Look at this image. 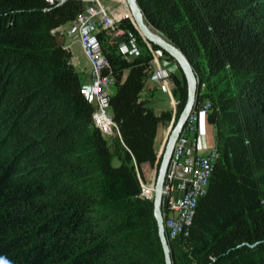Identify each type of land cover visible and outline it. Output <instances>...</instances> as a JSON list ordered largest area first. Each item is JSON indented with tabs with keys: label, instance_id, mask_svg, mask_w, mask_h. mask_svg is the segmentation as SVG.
<instances>
[{
	"label": "trees",
	"instance_id": "16d2710c",
	"mask_svg": "<svg viewBox=\"0 0 264 264\" xmlns=\"http://www.w3.org/2000/svg\"><path fill=\"white\" fill-rule=\"evenodd\" d=\"M138 3L189 59L198 103L213 104L219 158L189 237L170 241L173 262L264 264V0ZM84 9L79 0H0V264H165L139 176L145 164L159 169L158 129L174 116L142 98L151 54L128 60L112 46L120 137L109 144L57 39ZM171 79L178 119L187 84Z\"/></svg>",
	"mask_w": 264,
	"mask_h": 264
},
{
	"label": "built area",
	"instance_id": "2783aa9c",
	"mask_svg": "<svg viewBox=\"0 0 264 264\" xmlns=\"http://www.w3.org/2000/svg\"><path fill=\"white\" fill-rule=\"evenodd\" d=\"M46 1L50 4H61L67 0ZM79 1L85 4V9L68 25V33L78 42L90 66V82L82 84V92L94 107L92 116L94 126L105 138L110 134L120 137L110 103L116 78L105 53L104 44L106 36L110 37L114 42L111 44L117 49L118 54L133 60L142 54L137 41L138 31L136 28L135 31L123 28L125 16L115 15L116 11L104 4L116 0ZM144 42L148 45L153 58L150 82L163 87L168 86L172 71L161 65L162 51L155 52L146 40ZM212 109L213 104L210 100L197 103L175 145L162 191L164 226L169 242L189 237L198 204L209 190L219 152L209 137L205 145L201 146L200 123L204 118L208 121ZM139 179L142 197L152 200L151 187L146 185L140 176Z\"/></svg>",
	"mask_w": 264,
	"mask_h": 264
},
{
	"label": "water",
	"instance_id": "95a60500",
	"mask_svg": "<svg viewBox=\"0 0 264 264\" xmlns=\"http://www.w3.org/2000/svg\"><path fill=\"white\" fill-rule=\"evenodd\" d=\"M126 4L131 10L134 26L143 37V39L148 43H151L152 45L158 47L162 52L166 53L168 57L175 62L176 66L181 70L187 84L186 104L178 119L172 125L166 144L164 146L160 166L157 171L154 196L152 199L153 213L157 223L158 236L163 250L164 262L165 264H174L170 242L166 236L164 226L162 191L176 142L179 139L182 130L184 129L189 117L193 113L198 103L199 82L193 66L191 65L189 59L183 53V51L173 43H171L169 40H167L159 32L153 30L151 26L147 24L138 0H126Z\"/></svg>",
	"mask_w": 264,
	"mask_h": 264
},
{
	"label": "rangeland",
	"instance_id": "374dc122",
	"mask_svg": "<svg viewBox=\"0 0 264 264\" xmlns=\"http://www.w3.org/2000/svg\"><path fill=\"white\" fill-rule=\"evenodd\" d=\"M116 4H113L111 2H104L105 5L107 6H112L111 9H113L114 11H116V13H114L115 15H123L125 16L123 19L124 21H128L129 23H133V17L129 11V8L126 4V0H116L115 1ZM135 27V26H134ZM110 34V32H109ZM58 35H60V32H58ZM137 41L139 43V46L141 48V56H150V51L148 49V45L146 44V42H144L143 37L140 35V33H137ZM111 43H114L113 41H111V38L106 36V40H105V44H104V50L105 53L106 52H111L113 50V45ZM150 46L152 47V44L149 43ZM153 49V48H152ZM82 50V49H81ZM154 50V49H153ZM155 51V50H154ZM156 52V51H155ZM83 53V52H82ZM78 55V53H76ZM84 55V53H83ZM85 57V56H84ZM140 57V56H139ZM138 58V57H137ZM136 59V58H134ZM131 60V59H129ZM153 61V58H152ZM160 63L162 66L164 67H168L171 69L172 71V75H174L178 80L182 81V72L181 70L176 66L175 62L173 60H170V58L166 55H164L162 53V56L160 57ZM203 66L204 69L207 73V75H209L208 71L206 70V60L203 59ZM85 67V60L82 59L81 60V65L77 68V72L79 73L80 71H82ZM90 67V66H89ZM150 79V77H149ZM148 79L147 81V89H146V93L144 95V97L149 100V99H153L152 101V108L157 112L160 113L162 111L165 110H171L173 113V120L174 122L177 120L176 114H177V104L178 101L176 99V97L173 94V91L175 89V85L173 83V80L170 78L169 79V85L166 87L154 84L152 82H150V80ZM218 80L217 77H212L210 79V82L212 84H214L216 81ZM153 84L154 86L150 87V85L148 84ZM206 86V85H205ZM204 86V90L203 93L206 92V88ZM150 87V88H149ZM174 122L172 121V123L174 124ZM172 123H170L169 125H161L159 126L158 129V133H160V135H162V139L160 141H158L155 149L156 152L158 154V157L162 156L163 150H164V146L166 144L167 138L169 136L171 127H172ZM212 128L210 126H207L204 119L202 120V126H201V141L200 144L201 146L205 145V140H204V134L206 135V132L210 131L211 132ZM115 138L114 135L110 134L109 136H106V139L109 141V144H113V139ZM2 149V148H1ZM120 165V161L116 158L113 162V166L118 167ZM157 171L158 169H156L155 167H151L148 164H145L143 166V175H144V183L148 186L151 187L150 193H153L154 196V187H155V181H156V177H157Z\"/></svg>",
	"mask_w": 264,
	"mask_h": 264
},
{
	"label": "crops",
	"instance_id": "0c3cea01",
	"mask_svg": "<svg viewBox=\"0 0 264 264\" xmlns=\"http://www.w3.org/2000/svg\"><path fill=\"white\" fill-rule=\"evenodd\" d=\"M111 3L116 4V2H111ZM110 7H112V6H110ZM68 31H69L68 25L65 26V27L60 28L59 29L60 35L57 36V39H58L59 43L64 44L66 48H69L72 51V53H73L72 63H73V65H74L76 70L81 65V60L82 59L85 60V67H84V69L82 71L79 72V76H80L82 84L83 83H89L90 82V67H89V64H88L86 58L84 57V55L82 53L80 45L78 44V42L74 41L69 36ZM76 53H78V55ZM148 85H150V87L154 86L151 83L148 84ZM145 93H146V90L143 92L142 98L148 102L150 107H152V104H151L152 101L151 100H153V99L147 100L144 97ZM157 114H159V113H157ZM204 121H205L207 126H210L212 128L211 132L208 131V132H206V135L204 134L205 143H206L207 137H209L210 142L212 144H216L214 128L208 123L206 118H204ZM201 126H202V120H201V123H200V132H201ZM200 138H201V135H200ZM161 139H162V135H160V133H158L157 137H156V141H155V147H156L158 141H160Z\"/></svg>",
	"mask_w": 264,
	"mask_h": 264
},
{
	"label": "bare ground",
	"instance_id": "6f19581e",
	"mask_svg": "<svg viewBox=\"0 0 264 264\" xmlns=\"http://www.w3.org/2000/svg\"><path fill=\"white\" fill-rule=\"evenodd\" d=\"M129 8V7H128ZM129 11H130V13H131V10L129 9ZM131 15H132V13H131Z\"/></svg>",
	"mask_w": 264,
	"mask_h": 264
}]
</instances>
